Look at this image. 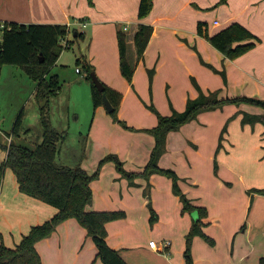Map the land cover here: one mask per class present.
I'll return each instance as SVG.
<instances>
[{"label": "crops", "instance_id": "1", "mask_svg": "<svg viewBox=\"0 0 264 264\" xmlns=\"http://www.w3.org/2000/svg\"><path fill=\"white\" fill-rule=\"evenodd\" d=\"M139 2L140 0H93V2L90 0H0V19L4 22L67 23L70 31L73 24L91 25L88 54L90 63L93 64L102 81L122 93L119 104L121 117L138 130L136 133L125 129L126 127H119V123L113 121L107 113L105 105L95 107L94 118L84 142L85 151L80 159L81 165L90 173L98 167L100 159L110 152L117 153L128 170L142 171L149 161L155 145V137L144 129L155 126L158 123V116L142 103L138 96L139 92L145 97H156L158 92L165 96L169 95L173 100L171 105L183 110L188 97L199 94V89L192 82L195 77L205 91L220 89L221 96L250 95L264 99V0L223 2L154 0L152 10L143 17L138 13ZM199 21L206 23L204 27L210 34L234 21H239L252 30L259 39L246 52L230 58L216 48L207 35L198 32ZM140 22L153 25L152 35L142 58H138L134 41ZM119 30L127 34L128 57L135 66L131 82L120 69L117 35ZM78 32H82V36L86 37V30L76 29L75 35ZM59 60L61 56L56 63ZM149 69H154L152 81L149 78ZM220 70H225L227 81L224 80ZM181 81L184 84L179 86L177 82ZM177 91H181L182 94L179 102H176ZM167 101L165 100L163 105H158L163 113L170 114L172 107H169ZM213 119L217 120V128L214 133H210L206 129L211 126ZM225 125L229 129L226 135L231 142L223 140L227 131L226 127L223 132ZM182 130L186 132L185 135L181 134ZM119 133L122 138H118ZM206 137L207 148L203 149L205 145H202V142ZM9 140L7 144L10 143ZM244 141L252 142L256 147L264 142V107L247 102L234 105V102H231L221 108L202 111L198 118L184 123L177 130L170 131L166 151L159 159L161 166L172 167L178 172L181 177L180 185L187 195L189 194L193 203L207 208L208 213L202 221L210 227L207 229L209 233L205 230V224L203 230L214 239V242L211 243L202 237L214 247L219 242L218 231L212 230L215 221L209 219V204L204 202L201 196L204 195V190L201 188L200 192H194L189 184L199 185L200 182L194 173L193 162L197 163L202 156L209 162L213 161V167L214 163L218 165V168H215L216 173L219 170L228 179L236 177V182L230 184V187L237 188L232 195L238 197L247 194V211L249 209V215L252 210L255 211L258 220L261 211L264 212V204H261L264 203V193L258 190L264 187L260 160L258 159L257 166L249 172L239 169L237 165L234 166L227 160L231 154L237 155L236 147L233 145L239 146L240 142ZM231 146L233 148L229 150ZM61 150L60 147L58 154ZM261 152L262 150L257 148L256 155H260ZM1 157L2 164L6 157L5 150ZM65 164L69 163L65 162ZM7 169L11 168H6L3 177L5 180L0 186V210L3 211L1 215L3 219L12 216L15 221L23 223L14 228V232L8 233L7 237L2 235L0 242L3 240L8 246L14 247L33 224L53 216L57 207L22 192L15 173L9 176L6 173ZM160 174L153 173L149 181L139 176L135 179L136 183L131 184L118 170L115 162L109 160L102 166L99 176L91 181L94 196L92 202L87 205L88 209H124L127 213L123 218L108 221L106 227L109 244L117 248L130 264H188L184 252L187 246L186 235L193 223V217L190 211H183L180 195L176 194V197H173L176 199V212L174 215L170 214L176 218V225L175 221H172L171 231L183 236L176 250L173 249L171 236L163 235L160 238L163 240L169 237L168 240L171 241L167 252L164 253L150 245V240L154 239V236L147 234L141 236L134 230L141 224L139 222L141 219L146 221L149 216L147 207L149 199L145 197L151 187L148 182L151 181L154 188L153 207L159 211V207L164 205L156 196V190L162 195L156 182L162 177ZM256 178L260 180L256 181ZM223 188L227 192L230 190L229 187ZM197 195L198 197H194ZM234 197L232 202L239 201L240 198L236 200ZM199 198L202 202L197 201ZM166 199L164 197L165 201ZM164 208L168 213L174 210L169 201L165 203ZM9 209L14 212L10 214ZM160 214L162 218V212ZM253 221H255L254 217L253 219L248 217L245 228L237 232L230 231L231 254L234 257L232 264H242L248 255L251 256L256 252H258L257 260L264 255V243L257 244L260 239L257 238L256 233H253ZM1 229L2 225L0 234ZM158 233L162 235L164 231ZM195 237L192 245L197 242ZM89 238L87 229L75 217H69L60 222L52 234L37 241L36 246L44 264H94L93 258L96 256L97 246L95 243L94 246L93 240ZM197 239L199 240L198 237ZM89 244L92 247L90 251H88ZM201 245L208 248L203 242ZM211 251L212 248L208 253ZM168 252L171 253V258L167 255ZM193 255L194 264H198L194 249ZM95 264H103V262L97 259Z\"/></svg>", "mask_w": 264, "mask_h": 264}, {"label": "trees", "instance_id": "2", "mask_svg": "<svg viewBox=\"0 0 264 264\" xmlns=\"http://www.w3.org/2000/svg\"><path fill=\"white\" fill-rule=\"evenodd\" d=\"M227 0H220V2ZM93 2V0H90ZM154 0H140L138 13L140 17L146 16L153 8ZM9 26L2 33L0 43V64H18L27 73L37 80L36 92L41 97L55 94L60 89V78L57 73L49 75L50 68L59 58L64 44L63 40L68 37L70 26L67 23H23L18 21L6 22ZM204 21H199L198 32L205 34L211 43L222 51L225 56L234 58L253 47L259 37L247 26L239 21H234L213 33H208L205 29ZM153 32V25L140 22L135 32L134 41L137 47L138 58H142ZM78 32L76 36H82ZM119 61L122 74L132 81L135 66L128 57L127 34L123 30L118 33ZM68 39V38H67ZM70 43V40H67ZM43 55V59H41ZM80 61V58L78 59ZM207 63L206 61L202 60ZM85 76L92 82V96L94 106L104 105L103 95L106 93L113 109L110 112L115 121L120 122L124 127L136 129L117 115L122 93L109 86L105 82L104 91L100 90L94 83L91 72L95 71L94 66L89 61H85ZM208 64V63H207ZM211 65V64H209ZM211 67L217 70L216 67ZM224 80L227 81L225 70H220ZM154 69H150V79ZM195 85L199 89V94L195 97L189 96L186 107L178 110L172 105L170 114H163L152 103L150 105L158 116V123L144 130L152 133L155 137V145L151 156L142 171L128 170L124 162L117 153L110 152L103 156L94 172L90 173L81 163L70 165L60 163L57 159L60 151V144L66 138L67 131L57 129L51 120L50 112L42 111V123L44 127L43 138L34 146L27 145L13 139L9 144L0 142L6 151V157L0 167V186L6 168H11L16 175L19 189L36 198L44 200L57 207L56 213L43 222L33 224L30 230L25 233L16 244L8 246L3 240L0 242V264H44L37 249L36 243L40 239L49 236L56 229L57 225L69 217H75L80 224L86 227L97 246L96 256L103 264H130L120 253L111 246L107 239L106 223L110 220L123 218L127 215L124 209H93L87 205L93 200V189L91 181L97 178L105 162L113 160L116 167L123 176L128 178L131 184H135V179L139 176L150 179L155 172L166 174L172 178L173 191L180 195L183 203V211H197V218L193 221L190 230L186 235V260L188 264H194L191 252L192 242L195 235H201L211 243L214 239L203 230L204 222L202 218L207 215V208L196 205L180 185V175L172 167H163L159 164V159L166 151L168 133L179 129L184 123L196 118L197 114L203 110L221 107L225 103L242 102L252 103L264 107V99L250 95L221 96L220 89L205 91L193 77ZM44 107V106H43ZM20 115L16 120L14 132ZM227 125L224 126L223 132ZM8 135H11L9 133ZM150 184V182H148ZM264 193V187L258 189ZM152 215L150 220H154L155 208L151 200L148 201ZM260 264H264V255L259 259Z\"/></svg>", "mask_w": 264, "mask_h": 264}, {"label": "rangeland", "instance_id": "3", "mask_svg": "<svg viewBox=\"0 0 264 264\" xmlns=\"http://www.w3.org/2000/svg\"><path fill=\"white\" fill-rule=\"evenodd\" d=\"M214 7H211V9ZM0 22L1 19H0ZM4 22V21H3ZM86 30L87 34L85 36H76L74 31L75 30ZM91 25H79L73 24L71 26V31L68 33V37L70 39V45L67 47H63V50L60 54L61 60L57 63L53 64L50 68L49 75L57 73L60 78V89L55 94H50L47 97H41L36 92L37 80L26 72L20 65L18 64H9V63H2L0 64V142L6 143L9 140L11 133V139L14 141H18L21 143H25L27 145L34 146L37 142H40L43 138L44 127L42 123V111L45 109L50 112L51 120L53 125L59 130H66L67 136L61 142L60 147L62 148L61 153L58 154V161L60 163H69L70 165H76L80 163V159L82 154L84 153V142L86 141L89 126L92 123L94 118V103H93V96H92V82L85 76V61H89L88 54H89V42L91 38L92 32ZM2 29L0 28V43L2 42ZM199 55V52H198ZM80 58V61L78 59ZM82 68V72H77L76 67ZM150 70V69H149ZM150 78V74H149ZM185 82V80H183ZM182 81L177 82L179 86L183 85ZM194 84L195 82L192 81ZM150 90V88H149ZM152 94V91L150 90ZM142 103L148 108L153 103L159 110L161 109L159 105H163L165 100H168V105L171 108V102H173L171 96H165L164 94L158 92L156 97L154 96H144V94H138ZM181 91L176 92V102L181 101ZM231 103V102H229ZM159 104V105H158ZM174 104V103H173ZM227 104V103H225ZM223 104L221 107H224ZM236 103H234L235 105ZM105 105V104H104ZM256 105V104H253ZM44 106V107H43ZM175 106V105H174ZM217 107V108H221ZM120 108V107H119ZM117 110V115L126 121L124 117H121L120 109ZM216 109V108H214ZM211 110V109H208ZM107 111V110H106ZM153 112V110H150ZM161 111V110H160ZM205 111V110H203ZM162 112V111H161ZM202 112V111H201ZM107 113L112 117L113 115L107 111ZM163 113V112H162ZM200 113V112H199ZM199 113L197 114L196 118H198ZM165 114V113H163ZM20 115V119L16 126V131L14 132V127L16 125V120ZM119 123V127H123V125ZM127 122V121H126ZM128 123V122H127ZM129 124V123H128ZM255 125V123H253ZM130 125V124H129ZM217 128V120L212 121V124L209 128H207V132L214 133V130ZM128 130H132L136 132L138 129H130L125 128ZM229 129L227 127V131L224 133L225 142H231L228 140V133ZM147 132V131H146ZM137 133V132H136ZM185 131L182 130V135H185ZM226 136V137H225ZM118 138H122L121 134H118ZM10 139V140H11ZM9 140V142H10ZM208 142V138L206 137L202 145L203 147L207 148L206 144ZM249 142V141H248ZM263 144V145H262ZM236 147L235 151L237 155H230L228 156L227 160L234 166H238L239 169L244 171H251L254 167L258 164V159L261 162V176L263 177L264 174V142L260 143V146L254 144L252 142L246 143L240 142L238 144L233 145ZM232 146L229 147V150L233 148ZM262 150L260 155H256V150ZM4 149L0 145V164L2 160V154ZM257 156V157H255ZM199 157V155H198ZM261 157V159H260ZM190 158V156H189ZM200 160L195 163L193 162L194 166V173L199 178V185L190 184L191 189L197 192L204 190V195L202 199L204 202L208 203V207L210 210L209 219L215 221V226L212 229L218 231V239L219 242L215 245L209 244L202 236H194L196 239L195 245L193 244V248L191 247V252L193 254V249L196 253L197 259L196 262L198 264H232L234 261V257L231 254V241H230V231L237 232L238 230H242L245 228L248 222V217L255 219L253 221L252 229L253 233H256L257 238L260 240L257 242L264 243V212L261 211L259 215V219L257 220L255 216V211L252 210V213L249 215V209L247 211V194L239 195L238 197H234L232 192H236L237 188L230 187V184H234L236 177L234 179H228L225 175L221 174L218 170L216 173L215 168H218V165L213 161L209 162L207 158L200 157ZM226 173V171H224ZM6 173L10 176L14 175L12 169H7ZM162 177L156 180L157 187H159V191H161L162 195L156 190V196L160 203H167L169 201L172 205L174 210H170L168 213L167 210L164 211V205L159 207V211L162 212L163 217L161 218L160 212L155 209L157 217L154 220H150L152 215V210L149 204L147 207L149 209L148 219L146 221H139L141 224L138 225L134 230L141 236L147 234L148 236H154L158 242H161L166 239H160L163 235L164 236H171L172 238V246L173 249L176 246L180 245L181 242V234L171 231V227L173 226L172 221H175L176 225V218L170 216V214L174 215L176 212V193L173 192V181L172 178L166 174H160ZM4 178L3 181L4 182ZM190 180V179H189ZM255 180V179H254ZM259 181V178H256V181ZM12 181V180H11ZM229 182V183H228ZM236 182V181H235ZM150 189L147 190V194L145 197L149 200L154 201V188L152 187V183L150 181ZM156 187V186H155ZM223 187H229V191L227 192ZM153 188V189H152ZM172 188V189H171ZM169 193H172L169 195ZM201 194V193H200ZM189 195V194H188ZM251 196V195H250ZM162 197V199H161ZM164 197L166 201L164 200ZM194 197H198L194 196ZM232 197L236 200L232 202ZM172 198V200H169ZM202 199H197L198 202H202ZM165 201V202H163ZM155 202L157 204V199L155 198ZM48 203V202H46ZM205 203V204H206ZM50 204V203H49ZM211 204V206H210ZM264 204V203H261ZM52 205V204H50ZM54 206V205H53ZM154 206V205H153ZM155 208V207H154ZM250 208V206H249ZM2 210H0V227L2 225V231L0 234V239L2 235L7 237L8 233L11 231L14 232V228L20 226L23 222L15 221L12 216L10 218L3 219L2 218ZM10 214L14 211L9 209L8 211ZM168 213V215L166 213ZM208 213V212H207ZM190 214L193 217V221L197 218V211H190ZM160 217V220H159ZM205 217V216H204ZM203 217V219H204ZM202 219V220H203ZM192 221V222H193ZM223 221V222H222ZM229 221V222H228ZM227 222V225H225ZM205 230L210 227H207V223H205ZM86 228V227H85ZM191 228V227H190ZM163 230L164 233H158V231ZM190 230V229H189ZM171 231V233H170ZM166 232V233H165ZM169 232V233H168ZM208 232V231H207ZM241 232V231H240ZM209 233V232H208ZM214 236V235H213ZM89 239L93 240V237L88 234ZM199 238V240L197 239ZM215 237V236H214ZM168 238L169 237H165ZM194 239V238H193ZM257 240V239H256ZM88 242V240H87ZM205 243L208 245V248L203 247L201 243ZM88 245V243H87ZM204 245V244H203ZM95 246V245H94ZM213 249L211 253H208L210 249ZM186 249V248H185ZM92 250V247H88V251ZM162 252L166 253L167 249L163 250ZM247 256L242 264H260L259 259L257 260V254ZM169 257L171 258V253L168 252ZM194 257V255H193ZM184 258L186 259V255L184 252ZM97 259L99 261L100 258L94 256V264L96 263ZM194 260V259H193ZM195 262V260H194ZM241 264V263H240Z\"/></svg>", "mask_w": 264, "mask_h": 264}, {"label": "built area", "instance_id": "4", "mask_svg": "<svg viewBox=\"0 0 264 264\" xmlns=\"http://www.w3.org/2000/svg\"><path fill=\"white\" fill-rule=\"evenodd\" d=\"M9 25L6 23V22H0V28L2 29V31L5 30L6 27H8ZM68 39L65 38L63 40V44H64V47H67L70 45V43L67 41ZM77 71L80 72L81 71V68L80 67H77ZM170 243L171 241L166 239V240H163L161 242H158L156 239H151L150 240V245L154 248H156L157 250H160V251H163L165 249H167L169 246H170Z\"/></svg>", "mask_w": 264, "mask_h": 264}, {"label": "water", "instance_id": "5", "mask_svg": "<svg viewBox=\"0 0 264 264\" xmlns=\"http://www.w3.org/2000/svg\"><path fill=\"white\" fill-rule=\"evenodd\" d=\"M43 58H44V57H43V55H42L41 59H43ZM91 76H92V79H93L94 83L96 84V86H97L100 90L104 91V89H105V83H104V81H102V79L98 76V74L96 73V71H92V72H91ZM103 99H104V104H105L107 110H108V111H111V110L113 109V105H112V103L110 102V100H109L108 96L106 95V93H104V95H103Z\"/></svg>", "mask_w": 264, "mask_h": 264}]
</instances>
